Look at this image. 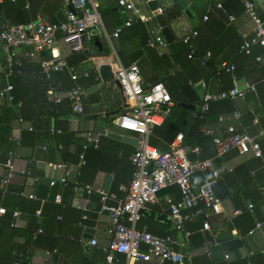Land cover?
Segmentation results:
<instances>
[{
  "label": "crops",
  "instance_id": "0c3cea01",
  "mask_svg": "<svg viewBox=\"0 0 264 264\" xmlns=\"http://www.w3.org/2000/svg\"><path fill=\"white\" fill-rule=\"evenodd\" d=\"M18 1L0 0V28L5 21L20 24L39 17L51 23L66 20L65 0H24L21 11L15 6ZM245 1L190 0L188 9L191 16L179 6L177 0H156L158 7L163 9V13L159 14H163L164 20H159L156 14L151 22L142 21L148 27L147 39L140 28H131L139 20L130 10L120 6L118 0H100L101 13L109 31H114L129 19L134 20L132 25L123 28L119 37L113 39V46L99 39L101 49L95 40L90 46L89 55L85 52L86 58L81 56V51H72L63 42L60 43L63 54L76 70L90 73L89 77L81 79L85 86L83 113L75 112L72 103L69 105L67 102L59 110L55 106L58 103L50 100L49 91L54 89L61 103L68 97L74 82L64 72H53L47 76L40 56L30 55L32 47L18 49L23 61L18 75L7 71V54L0 39V91L4 86L13 84L16 97L12 103L0 105V187L3 190L2 193L0 191V207L21 210L18 227L10 224L7 214L0 215V221H3V224L0 222L1 264H28L31 261L102 264L105 260L110 215L100 211L97 193H77L73 186L75 183L101 186L122 196L121 186L132 179L134 166L131 155L136 150L138 143L135 138L138 135L115 123L114 119L123 110L124 93L119 85L114 86L112 96L109 95V88L101 91L104 84L99 72L102 64H110L115 71L120 65L128 66L132 62L141 66L145 85L165 83L177 100L180 94H185L188 86L187 91L196 89V99L200 100L199 103L190 102L188 100L192 97L188 95L184 100H179V103L196 105V109L185 108L192 111L189 114L175 110L169 118V122L174 124L172 129H177L174 138L169 140L153 131L150 135L151 145L167 151L180 138L183 144L192 147L199 145L196 142L200 135L212 136L214 143V136L226 135L228 127L235 125L240 131L258 139L263 151V156L257 157L234 148L223 156H217L214 143L215 153L207 159L211 158L216 167H225L226 170L216 182V192L223 201L224 212L214 216L210 230L203 229L204 218L200 216L187 223L186 231L175 229L169 218L168 205L170 201L181 198L177 185L160 191V201L142 211L137 227L157 235H171L175 240L174 248L190 257L186 258L185 264H233L237 259L247 264H264V46L254 47L250 55L240 52L243 34H251L255 27L245 12ZM251 1L260 16L264 17V0ZM134 2L142 12L153 14L155 9L151 8L148 0ZM219 3L223 6L219 7ZM206 14H209V18L204 20ZM230 16L235 19L230 20ZM165 23L166 32L163 30ZM154 28L165 39L166 45H149ZM193 30H198V35L193 40L196 47L194 57L190 58V48L184 37ZM91 51L95 54L90 56ZM200 54L204 56L199 57ZM258 56L261 58L258 59ZM225 63L235 64L240 85L255 83L256 91L244 98L228 99L231 102L225 104L224 108L215 109L206 118V113L204 117H199L196 111L206 91L229 90L235 85L232 74L223 69ZM46 95L49 96L47 100ZM100 103L109 104L99 107ZM170 113L155 128L162 126ZM236 113L240 117H236ZM197 119L203 120L200 122ZM62 128L66 129L63 133ZM98 129H105L106 132ZM89 133L97 136V143L88 142ZM152 138L158 145L152 143ZM85 144H88L87 147ZM83 151L87 162L78 167ZM202 152L203 148L200 158ZM189 156L196 158L197 154L190 153ZM11 158L15 163V174L5 189L2 178L7 173ZM62 162L71 170L69 182L63 184L58 181L51 185L50 181L59 180L63 171L49 163ZM25 171H30L31 176ZM209 178H213L211 171L196 172L192 180L195 184H201ZM69 186L73 187V199L83 196L89 201L84 209L74 205L72 200L73 207L89 213L86 219L83 216L87 223H78L79 210L73 207L65 211L61 208L66 216L65 222L62 215H54L56 208L52 203L55 197L61 195L62 199L68 200L71 197ZM20 192L24 196L34 193L37 196L35 199L41 203L40 210L43 209L45 213H34L33 205L26 201V197L20 196ZM62 203L64 206V200ZM250 204H253L252 211ZM258 222H262L260 227H257ZM40 228L43 232L36 242L34 233ZM252 230L254 232L250 233ZM92 239H96L98 244L89 248L84 246ZM209 241H212L211 245ZM207 246L211 249V257L207 255ZM235 246L236 250L232 249ZM143 248L147 249L146 246ZM226 253L230 254L229 258H226ZM119 258L127 260L124 254H119ZM132 264L161 263L152 260Z\"/></svg>",
  "mask_w": 264,
  "mask_h": 264
},
{
  "label": "built area",
  "instance_id": "2783aa9c",
  "mask_svg": "<svg viewBox=\"0 0 264 264\" xmlns=\"http://www.w3.org/2000/svg\"><path fill=\"white\" fill-rule=\"evenodd\" d=\"M118 4L130 10L138 20L143 22H151L154 15L163 13V9L158 7L153 11V14H146L141 11L134 0H118ZM218 6L222 7L223 5L219 3ZM244 7L255 27L251 34H243L240 52L250 55L253 53L254 47L264 46V17L260 16L256 5L251 0H246ZM65 16L66 20L60 23H51L42 17L20 24L5 21L0 28V39L7 54V71L18 75L23 65V61L18 55V49L23 46L32 47L30 55L40 56L42 68L47 76L53 72H64L73 80L74 85L68 96L74 111L83 113L85 86L81 83V79L89 77L90 73H79L63 54L60 43L63 42L72 51L81 52L89 51L91 44L96 39H102L112 45L113 39L120 36L124 27L132 25L134 18L116 27L114 31H109L101 13L100 0H65ZM208 18L209 14H206L204 20ZM234 19V16H230V20ZM197 35L198 30H193L184 37V41L190 48V58L194 57L196 51L193 40ZM149 45H166L165 39L157 34L155 28L151 30ZM260 58L258 56V59ZM223 69L232 74L235 85L229 90L206 91L196 111L199 117H204L210 108V103L216 100L244 98L248 93L256 91L255 83L239 84L235 73V64L225 63ZM114 73L115 80L120 84L125 98L123 110L114 121L122 129L133 131L138 135L136 150L131 155L134 166L132 179L129 183L121 186L122 196L107 191L101 186L90 184L75 183L74 190L77 193H97L100 197V211L110 215L109 243L102 264H132V262L152 260L161 264L165 262L185 264L186 258L190 257L174 248L175 240L171 235H157L137 227V223L142 217V211L160 201V191L177 185L181 192V198L177 201H170L168 205L169 218L175 229L186 231L187 223L200 216L204 218L203 229L210 230L214 216L224 212L223 201L216 192V182L226 168L216 167L211 158H200L199 154L202 148L199 145L192 147L185 145L180 138L179 141L173 142L167 151H161L151 145L150 135L155 126L166 118L174 105L171 92L162 82L145 85L142 68L137 62H132L128 66L120 65ZM49 95L50 100L55 103L61 101L56 96L54 89L49 91ZM15 99L13 84H8L1 89L0 105L7 102L12 103ZM236 117H240V114L236 113ZM53 130L60 131L59 129ZM87 140L90 144L98 142L97 136L93 133L88 134ZM214 143L217 156H223L234 148L240 149L242 153H253L257 157L263 156L258 139L248 132L240 131L235 125L228 127L226 135L214 136ZM87 145L85 144V147ZM190 153H196L197 157L191 158ZM86 162V154L83 151L80 153L77 166L82 167ZM49 164L63 171V176L59 180L52 179L50 184L55 185L58 181L67 184L71 172L68 165L65 162ZM208 171L213 173V178H209L201 184L193 183L192 177L196 172L207 173ZM25 173L31 176L30 171H25ZM14 174L15 163L11 158L8 162L7 173L2 178V185L5 189ZM27 196L32 199L37 198L34 193H29ZM55 201L62 203L61 195H57ZM88 203V199L83 196H76L73 199L74 205L84 209ZM249 209L251 211L254 209L253 204L249 205ZM6 212V207H0V215H4ZM36 213L40 215L41 210L38 209ZM20 216L21 210L15 209L12 223L14 227L19 226ZM87 217V214H84V219ZM261 225L262 222L257 223V227ZM42 232V228L38 229L35 231L34 237L37 238ZM253 232L254 230L250 231V233ZM97 244V240L92 239L85 242L84 246L89 248ZM208 244L211 245L212 241H209ZM144 246L147 249H144ZM119 254H124L127 260H121ZM207 255L212 256L209 246H207ZM225 256L229 258L230 254L226 253ZM1 261L0 258V264ZM16 264L19 263L16 262ZM28 264H46V262L31 261Z\"/></svg>",
  "mask_w": 264,
  "mask_h": 264
},
{
  "label": "trees",
  "instance_id": "16d2710c",
  "mask_svg": "<svg viewBox=\"0 0 264 264\" xmlns=\"http://www.w3.org/2000/svg\"><path fill=\"white\" fill-rule=\"evenodd\" d=\"M15 6L17 7V8H19V10L21 9V8H24V0H19L16 4H15ZM21 11V10H20ZM177 15V14H176ZM25 20H27V19H25ZM24 19L22 20V21H25ZM136 27V28H140L141 29V31H142V34H145V36H147V39H148V35H149V32H148V27H147V24H145V23H143L142 21H137L136 23H133V25L131 26V28H133V27ZM80 54H81V56L84 58H86V54H85V52H80ZM80 56V57H81ZM197 56V55H196ZM199 57H202V56H204V55H198ZM71 62H74L73 60H70ZM167 86V85H166ZM188 86L186 87V90H185V94L184 95H182V94H180L179 95V99L177 100V99H175V97H174V95H173V97H174V99L176 100V104H175V106L171 109V113H170V115L167 117V119L165 120V123L162 125V126H157L156 128H155V130H154V133H156V134H158V135H160V136H162V137H166L167 139H169V140H172L173 138H174V136H175V134H176V130L177 129H172V127H173V123H171V122H169V118L171 117V115L173 114V112L175 111V110H181V111H183V112H185V113H187V114H189V113H191L192 111H190V110H188V109H185V108H182V107H180L179 105H178V103H179V100H184V97H185V95H188V96H190V97H192V98H190L191 100H188V101H190V102H193V103H195V102H197V103H199L200 102V100L199 101H197V99H196V97H197V92H196V89H194L193 91H187L188 90ZM172 92V94H173V91H171ZM69 97V96H68ZM66 98L65 100H63L61 103H59V102H57L58 104L57 105H55V106H57L58 107V109L60 110V108L67 102V103H69V105L71 104V101H70V99L69 98ZM195 97V98H194ZM47 98H49V96L48 95H46V100H47ZM230 102H231V100H228V99H226V100H220V101H214V102H212V103H210V108H209V110L207 111V113H206V115H205V118L208 116V114H210L212 111H214L215 109H217V108H224L223 106L225 105V104H230ZM197 120H199L200 122L203 120H201V119H197ZM58 128H59V126H57ZM64 130H66L65 128H62V133L63 132H65ZM62 133H60V134H62ZM152 143H154V144H157V142H156V140H155V138H152ZM197 144H199V145H201L202 146V148H203V152H202V155H201V157L202 158H207V157H209V156H211L212 154H214L215 153V148H214V143H213V137L212 136H204V135H200V136H198V140H197V142H196ZM158 145V144H157ZM213 148V149H212ZM160 149V148H159ZM161 151H165V150H163V149H160ZM214 150V151H213ZM70 187V190H71V197L68 199V200H66L65 201V199H63L64 200V203H65V205L63 206V203L62 204H58V203H56L55 201H54V203H52V206H54L55 208H56V210H55V212H54V215H62L63 216V222H65V220H66V216H65V214H64V212L61 210V208L65 211V210H67V209H70V207H73L72 206V200H73V195L74 194H72V191H73V187L72 186H69ZM0 191H1V193L3 192V190H2V188L0 187ZM20 196H24L23 194H22V192H20ZM24 197H26L28 200H26L27 202H30L32 205H33V207H34V213H36L37 212V210L38 209H40L41 208V203H40V201L39 200H36V199H30L29 197H27V196H24ZM23 197V198H24ZM99 200H100V197H99ZM60 205V206H59ZM59 208V209H58ZM74 209H77V210H79V211H77V220H79L78 221V223L80 224H84V223H87L88 221H86V220H83V216H84V214H89V213H85L84 211H82V210H80V209H78V208H75V207H73ZM15 209H17L16 207H14V208H12V209H8L7 208V212H6V214L8 215V218H9V220H10V224H12V222H13V220H14V217H13V212H14V210ZM62 211V212H61ZM76 211V210H75ZM43 213H45V212H43V209L41 210V215L43 214ZM5 214V215H6ZM247 214V213H246ZM6 215V216H7ZM1 222V224H3V221H0ZM36 230V229H35ZM33 232H34V230L32 231V238H33ZM41 235H39L38 236V238L40 237ZM38 238H36V242L39 240ZM237 246V245H236ZM236 246L234 247V248H232V249H234V250H236ZM53 249V248H52ZM1 257V256H0ZM2 258V257H1ZM235 262H237V263H235ZM233 264H247V262L246 261H244V260H238L237 259V261H235Z\"/></svg>",
  "mask_w": 264,
  "mask_h": 264
},
{
  "label": "water",
  "instance_id": "95a60500",
  "mask_svg": "<svg viewBox=\"0 0 264 264\" xmlns=\"http://www.w3.org/2000/svg\"><path fill=\"white\" fill-rule=\"evenodd\" d=\"M178 1V4L179 6L185 10V12L188 14V15H191V12L190 10L188 9V4L190 3V0H177ZM149 5L151 6L152 9H156L158 8V3L156 2V0H150L149 1ZM157 18L159 20H164V16L163 14H157ZM164 32H166V28H167V24L165 23L164 24ZM96 44L101 47L102 49V45H101V42L99 39H96ZM86 53L88 54L89 51H86ZM89 55V54H88ZM99 72H100V77L103 81V89H101V91L109 88V95L112 96L113 95V90H114V86L115 85H119L120 84L115 80V73L113 71V68L110 64H102L99 68ZM104 104H109V103H100L99 107L100 106H103ZM179 106H182L184 108H189V109H196V105L194 104H191V103H186V102H180L179 103ZM100 130L101 132L105 133L106 130L105 129H98ZM116 136H119V137H122V135H116ZM124 138H129L128 136H125ZM135 142L138 143V139L135 138Z\"/></svg>",
  "mask_w": 264,
  "mask_h": 264
},
{
  "label": "rangeland",
  "instance_id": "374dc122",
  "mask_svg": "<svg viewBox=\"0 0 264 264\" xmlns=\"http://www.w3.org/2000/svg\"><path fill=\"white\" fill-rule=\"evenodd\" d=\"M107 50H109L110 51V48L109 47H107ZM106 52H108V51H106ZM95 53H94V51H91V54H90V56L91 55H94Z\"/></svg>",
  "mask_w": 264,
  "mask_h": 264
}]
</instances>
